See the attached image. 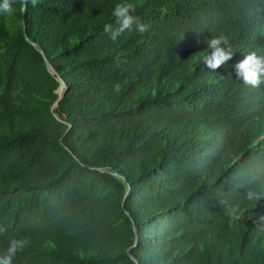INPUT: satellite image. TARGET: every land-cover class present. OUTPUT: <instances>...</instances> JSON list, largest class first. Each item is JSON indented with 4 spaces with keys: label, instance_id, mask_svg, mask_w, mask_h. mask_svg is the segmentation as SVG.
<instances>
[{
    "label": "trees",
    "instance_id": "16d2710c",
    "mask_svg": "<svg viewBox=\"0 0 264 264\" xmlns=\"http://www.w3.org/2000/svg\"><path fill=\"white\" fill-rule=\"evenodd\" d=\"M129 3L148 29L113 41ZM219 35L235 54L212 71ZM250 52L264 57V0L0 13V264L12 240V264H264V198L245 199L264 194V83L234 70ZM43 58L67 88L54 112Z\"/></svg>",
    "mask_w": 264,
    "mask_h": 264
},
{
    "label": "clouds",
    "instance_id": "9594fccd",
    "mask_svg": "<svg viewBox=\"0 0 264 264\" xmlns=\"http://www.w3.org/2000/svg\"><path fill=\"white\" fill-rule=\"evenodd\" d=\"M35 7L40 0H21L23 8L26 10L28 3ZM17 0H0V13L11 15L15 11ZM135 7L132 4H118L113 10L112 15L116 18L118 27L113 29L112 25H106L105 31L110 34V38L115 41L125 31L131 30L133 25L136 26L137 31L144 33L147 31L148 26L140 21V18L134 16ZM207 51L203 57L202 62L204 65L215 71L221 66L227 64L233 59L235 54L229 38L226 35H219L207 39ZM236 76L241 79L246 85L256 88L264 83V57L258 56L255 52L248 53L241 61L234 65ZM119 90V84L114 86ZM264 198V194L246 192L245 199L259 201ZM228 215L230 219L239 220L240 215L235 214L233 209H229ZM260 220H264V216H260ZM23 241L12 240L9 244L5 256V264H12V259L16 252L23 247Z\"/></svg>",
    "mask_w": 264,
    "mask_h": 264
},
{
    "label": "water",
    "instance_id": "95a60500",
    "mask_svg": "<svg viewBox=\"0 0 264 264\" xmlns=\"http://www.w3.org/2000/svg\"><path fill=\"white\" fill-rule=\"evenodd\" d=\"M43 61H44L45 69L58 82V88L56 90L57 99L55 100V102L51 106V111L54 112L58 106L59 101H61L62 98L64 97V95L66 94L67 88H66V84L61 80L60 76L53 69V67L48 63V61L45 58H43ZM55 118H57V117H55ZM132 226H133V230L136 234V227L134 226L133 223H132ZM130 258L132 260H134L131 256H130Z\"/></svg>",
    "mask_w": 264,
    "mask_h": 264
}]
</instances>
